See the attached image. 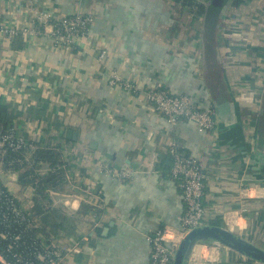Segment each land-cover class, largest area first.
<instances>
[{
  "label": "crops",
  "instance_id": "crops-1",
  "mask_svg": "<svg viewBox=\"0 0 264 264\" xmlns=\"http://www.w3.org/2000/svg\"><path fill=\"white\" fill-rule=\"evenodd\" d=\"M230 3L205 55L203 15L175 0H0V27L26 25L38 10L94 16L73 50L55 47L46 34L0 33V127L52 150L61 164L40 231L90 237L64 264H148V236L177 227L184 206L169 175L172 143L206 174L204 224L216 219L264 250V0ZM112 72L137 93L109 85ZM151 88L229 109L216 113L215 130L200 131L151 108L144 97ZM0 159L7 170L9 155ZM99 164L131 176L114 179ZM22 167L21 181H33L24 203L36 214L34 183L53 169L38 152L13 169ZM249 260L197 243L185 264H262Z\"/></svg>",
  "mask_w": 264,
  "mask_h": 264
},
{
  "label": "built area",
  "instance_id": "built-area-1",
  "mask_svg": "<svg viewBox=\"0 0 264 264\" xmlns=\"http://www.w3.org/2000/svg\"><path fill=\"white\" fill-rule=\"evenodd\" d=\"M93 21L94 16L90 12L63 15L49 10H38L26 25L19 28L1 26L0 33L8 39L46 34L55 47L73 50L78 47L80 39L89 34ZM104 57L105 51L101 50L98 60L101 61ZM107 82L111 86L134 90L136 93L138 91L132 83L123 80L116 72L111 73ZM144 97L151 108L162 113L171 123L189 121L200 131H213L217 126L215 108L200 107L189 94H173L162 88H151L145 92ZM37 148L34 143L18 135L13 127L3 131L0 129V153L9 155V170L15 165L28 162L29 154L35 153ZM168 156L171 159L170 177L181 190L184 206L178 216L177 227L164 225L148 236V264H172L174 251L184 235L191 228L204 224L206 220L205 208L201 202L206 178L202 164L176 143L170 145ZM99 166L103 173L114 179L124 180L131 176L130 171L102 164ZM47 206L45 203V207ZM42 232L34 210L24 205L0 181V264H64L69 255L79 252L81 244L90 239L87 233L81 232L75 236H66L62 232L50 235ZM197 243L208 245L216 251L224 248L215 242Z\"/></svg>",
  "mask_w": 264,
  "mask_h": 264
},
{
  "label": "water",
  "instance_id": "water-1",
  "mask_svg": "<svg viewBox=\"0 0 264 264\" xmlns=\"http://www.w3.org/2000/svg\"><path fill=\"white\" fill-rule=\"evenodd\" d=\"M230 0H209L211 8H219L220 13L225 11ZM229 109L228 102L218 105L215 109L218 115H222L225 110ZM72 131H69L71 134ZM197 242L218 243L224 247L233 250L240 255L256 262L264 264V250L244 237L228 230L220 225L202 224L191 228L182 238L174 251L172 264H185L193 246Z\"/></svg>",
  "mask_w": 264,
  "mask_h": 264
},
{
  "label": "trees",
  "instance_id": "trees-1",
  "mask_svg": "<svg viewBox=\"0 0 264 264\" xmlns=\"http://www.w3.org/2000/svg\"><path fill=\"white\" fill-rule=\"evenodd\" d=\"M187 6H195L197 12L203 15V42H204V54H210V51L214 48L215 44V31L216 27L218 26L219 19L222 15L220 13L219 8L213 7L211 8V4H209V0H205L204 3L196 2L194 0H175ZM241 1L244 0H230V4L238 5ZM206 57V56H205ZM0 129L6 130L7 128L3 126ZM39 156L43 158L46 163L48 164L50 169H53L52 173H49L47 176H43L37 179L35 184V195H34V202L35 207L37 209V215L39 218V226L43 229L44 226H47L49 223V215H47V210L50 207V200L48 196L47 189L48 186H55L58 182H60V173L58 168L60 167V162H58L55 153L52 150H40L37 149ZM8 154H6L7 156ZM8 161V159H7ZM59 164V165H58ZM170 175V173H169ZM45 203L48 205L45 207ZM57 210V209H55ZM57 212V211H56ZM59 218L61 216H58ZM210 224L219 225L218 220H210ZM61 224V223H60ZM251 261V260H249Z\"/></svg>",
  "mask_w": 264,
  "mask_h": 264
},
{
  "label": "rangeland",
  "instance_id": "rangeland-1",
  "mask_svg": "<svg viewBox=\"0 0 264 264\" xmlns=\"http://www.w3.org/2000/svg\"><path fill=\"white\" fill-rule=\"evenodd\" d=\"M194 1H199V0H194ZM4 169H5V166L1 162V159H0V173H1L0 181L2 180L1 182L6 187H8L10 190L15 191L17 196L19 197L21 201H23V203L26 202L25 197L27 198V197L33 196V193L31 192V185L33 181L30 183H27V181H21L20 177H21V170L23 169V167L18 168V170L16 169L4 170ZM24 205H26V203H24ZM42 233L48 234L46 232H42ZM52 233L54 232L52 230H49V235Z\"/></svg>",
  "mask_w": 264,
  "mask_h": 264
}]
</instances>
